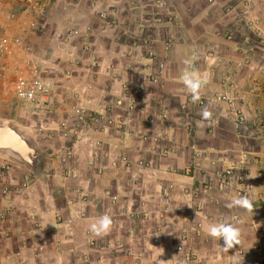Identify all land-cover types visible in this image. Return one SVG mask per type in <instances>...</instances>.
I'll use <instances>...</instances> for the list:
<instances>
[{
  "label": "crops",
  "instance_id": "0c3cea01",
  "mask_svg": "<svg viewBox=\"0 0 264 264\" xmlns=\"http://www.w3.org/2000/svg\"><path fill=\"white\" fill-rule=\"evenodd\" d=\"M67 1L71 3L68 12L53 22L57 37L52 42L72 54L71 58L84 52L83 44L90 46L91 51L83 53L87 59L84 83L75 78V87L86 93L84 107L101 111L125 97L123 87L131 78L126 81V73L134 72L136 82L150 73L148 56L128 55L120 28L124 22L137 26L134 18L141 14V4L159 0ZM165 1L172 17L161 25L172 27L170 33L175 37L167 72L158 85L139 90L134 117H121L123 109L114 108L118 128L102 135L90 131L92 140L105 141L103 149L91 146L92 152L90 147L67 141L64 151L59 147L53 150L47 164L43 160L50 153H41L43 178H51L41 181L38 178L42 176L32 173L23 193L4 195L6 183L0 180V213L5 214V219L0 218V264H140L89 245L92 237H124L127 230H133L143 241L139 246L148 251L143 264H157L158 258L178 262L176 246H184L194 255L191 264H227V257L235 252L243 264H264V109L258 90L264 81V49L250 40L254 29L264 32V0ZM16 4V0H0V27L8 25V31L20 27L19 19H9ZM128 12L130 19L125 18ZM61 27L69 29L64 38L58 37ZM226 32L233 33V39L228 40ZM194 52L199 56L196 68L210 77L197 103L180 80L183 61ZM200 102L214 113L213 123L201 125ZM240 109L248 123L238 133L234 117ZM8 121L19 128L15 118ZM62 154H71L72 160L60 162ZM243 156L249 169L243 183L251 186L248 196L254 203L253 213L225 207L238 192H223L218 187L219 175ZM2 160L0 157V164ZM129 161L148 162L151 169L137 164L128 167ZM24 172L16 166L14 174ZM170 184L172 205L163 224H158L162 208L156 197L161 187ZM107 191L117 200L107 196ZM142 204L151 211L146 224L134 214ZM104 214L112 217V229L95 236L89 225ZM236 218L242 222L241 244L222 254L218 244L223 241L210 238L207 227ZM88 253L87 262L81 263Z\"/></svg>",
  "mask_w": 264,
  "mask_h": 264
},
{
  "label": "rangeland",
  "instance_id": "374dc122",
  "mask_svg": "<svg viewBox=\"0 0 264 264\" xmlns=\"http://www.w3.org/2000/svg\"><path fill=\"white\" fill-rule=\"evenodd\" d=\"M18 5L16 4L14 12L10 13L9 19L17 20L20 27L19 29H14L13 31H8V25L6 27H0V42L2 39L7 38L10 43L11 40L13 42L16 41V39L19 40V43H16L15 45H12V48L14 50L13 54L8 57L0 56V122L8 121L9 118L13 117L16 120H18L19 128H21L22 132L26 137L30 139V141L33 143V145L38 149L40 153H50L47 157L44 158L45 164L51 163V159L53 156V150L57 147L61 148L62 151H64L67 147L65 142L69 141L72 142V144L80 145L83 147H90V150L93 152V148L91 146L95 147L97 149H103L105 145V141L103 139H99V141L93 140L94 143L92 145V141H86L85 136L90 138V131L93 130V125L90 121H87L85 123H82L80 126L81 130L84 132V136L82 139L75 140L72 138H64L63 132L66 130H72L73 133L75 132L76 128L78 127V117L76 114L77 109H83L87 116H95L98 115L100 112H105L110 116H116L117 113L115 110L117 108L123 109L122 113H119V115L125 116L128 115L130 111L133 112V106L135 105L132 103H129V99H124L120 97L117 98L114 103H112L111 107H107L106 109H102L101 111L93 112L90 109H87L83 106L82 103L86 102V93L84 89H82L80 92L78 91L77 83L75 82V78H77L82 84L84 83L85 76L83 74V70L85 67V60L86 55L83 53L85 52V45H82V52L81 55H78L74 58H71L72 54H69L67 50L62 49L60 50V46L53 41V37H57V32L53 34L54 28H52L53 22L60 18V15H64L68 12L69 6H71L70 1H63L62 3L60 0H45L44 2V11L41 14L40 12H37L29 7L27 0H16ZM65 2V3H64ZM144 3V2H143ZM168 4V3H167ZM142 6V12L141 14L135 15V22L139 23L137 26L132 27L133 25L128 24V22H124V25L120 28L122 29V32L124 34L125 39L124 40V46L125 49H127L128 55L131 56L134 53H140L139 56H148V53L154 52L156 56V60L158 59H166L167 62V51H166V45L165 43L168 42V38L172 36L170 33L172 30V27L165 28L161 24H163L166 20L159 21V23H155L153 21L151 25H153L151 28H149L148 24L145 22L150 19H154V11L147 12L148 9H152L153 3H144L141 4ZM165 15V13H163ZM162 14V18H163ZM249 12L245 13L244 17H248ZM131 13L128 12V17H125L127 19H130ZM161 18V19H162ZM165 19V18H163ZM133 20V21H134ZM122 22V21H121ZM16 24V23H15ZM57 28V27H55ZM17 30V32H16ZM167 31V32H165ZM69 32V29L67 27H61L60 35L58 37L64 38L66 34ZM245 32V36H247V32ZM261 29H254V32H252V36L250 37L251 42L256 45L259 44V47L264 49V45L261 44L264 43V32ZM230 36L232 38H230ZM225 37L228 40L233 39V33H227L225 34ZM66 46H69L68 43H64ZM63 44V45H64ZM62 45V47H63ZM171 47V46H170ZM171 48L169 49V51ZM254 48L249 46V51L254 52ZM77 52V51H75ZM167 55V58L165 57ZM92 62L95 63V60L92 59ZM155 61H151V70L150 73H152L154 70H156ZM157 64V63H156ZM4 67H6L4 69ZM37 68L40 71L43 72L44 76L51 80L54 84V91L50 97V101L45 104V106L41 105L40 103H23L16 99V97L13 95L12 92V86L13 84L18 80V78L22 77L24 75L25 71H28L31 68ZM168 64H166V70L167 72ZM23 73V74H22ZM134 72H132L133 74ZM130 73H126L127 79L126 81L132 76ZM134 75V74H133ZM160 83V82H159ZM152 84V85H158ZM126 85V84H125ZM76 86V87H75ZM84 86V85H83ZM148 86L145 85L141 90ZM125 89V87H123ZM260 94V93H259ZM127 95V91L125 89L124 96ZM97 99L100 98V92H98ZM97 100V101H98ZM124 100V101H123ZM99 103V101H98ZM137 104V103H136ZM200 108H204L205 103H198ZM114 105V106H113ZM113 106V107H112ZM135 107V106H134ZM137 107V105H136ZM136 111L138 110L137 108ZM115 108V110H114ZM186 108V107H184ZM244 114L246 116V122L248 123L247 115L240 109L237 111L235 119L237 118V114L240 113ZM92 115H91V114ZM136 113V112H135ZM134 113L132 115H128L129 118L134 117ZM117 117V116H116ZM115 118V117H114ZM235 119H234V128L236 131L242 132V130L245 128L243 126L242 128L238 129L235 126ZM117 121H113L112 124L106 129V131H102L97 135H102L104 133H109V131L113 128H118L117 125H119V119H115ZM169 124V123H168ZM23 125V126H22ZM22 126V127H21ZM111 133V131H110ZM191 137V136H190ZM95 152V151H94ZM63 155V154H62ZM0 157H2V161L5 159L11 160L19 169L24 170L25 172L23 174L17 175L14 174L16 167H14L12 170L9 171V173L5 176H0V180L3 181V183H6V186L3 185V193L4 195H9L10 192L15 194L23 193V191L27 190L29 185L25 188H23L21 182V178L26 173L28 175V181L31 180L33 177L32 172L25 167L24 165L20 164L19 162L11 159L7 155L0 153ZM62 159H61V158ZM61 159L60 162L62 163H68L67 161H63L64 158H68L70 161L72 160L71 154H66L63 156H60ZM245 160V162H244ZM8 161V160H6ZM243 164L237 167H240L239 169L242 171L244 168V164L248 166V162L246 163V157L243 156L242 158ZM148 165L149 163L146 162ZM237 163V161L233 164V166L225 171H223L219 178L222 176L223 173L226 171L232 169L234 165ZM136 165V166H143L140 164V162L136 161V163H132L131 161L128 162V167L130 165ZM143 168H149L150 166H144ZM244 169H248L244 168ZM240 170L234 171L233 176L235 177L233 180V188L229 191H237V186L241 183V179L243 181L244 178H237L239 176ZM249 170V169H248ZM151 171V170H150ZM74 172V171H72ZM75 173V172H74ZM50 176L52 175L51 172H49ZM48 174V176H49ZM152 171L150 175H152ZM237 174V175H236ZM74 176V175H73ZM76 176V175H75ZM13 179H15L16 183L13 184ZM51 177L46 178H38L41 181H47L50 180ZM237 178V179H236ZM23 181L25 178H22ZM221 179V178H220ZM26 180V179H25ZM27 181V182H28ZM8 182V183H7ZM26 182V183H27ZM246 184V183H245ZM221 183L219 184L220 188ZM206 191L210 190V187L205 188ZM138 191V190H137ZM238 192V191H237ZM137 193V192H136ZM107 196H112V199L115 200V196L112 195L110 191H107ZM142 196V192L138 191L137 197ZM156 199L160 202L161 208L158 212L157 220L158 224H163L164 222V215L165 212L168 211L170 206L172 205L171 200L173 199V185H165L160 188L159 193L156 197ZM117 200V199H116ZM144 205L142 204V209L138 210L136 209L134 211V214L139 216L143 223H147L151 211H148L144 209ZM131 221V220H129ZM160 228V227H159ZM158 228V229H159ZM161 230V229H159ZM126 235H114L112 237L108 238H91L89 245H92V242L95 243V246L105 247V244L109 242L112 243L111 245H116L118 238L119 243H122L125 245L126 250L129 248H133L135 251L134 256H129L125 252H117V248L108 247L106 249H103V252H107L110 254L115 255H122L123 257H127L130 259L135 260L136 263L143 264L148 259V251L146 248H143V246H139V242L142 241L141 239H138L136 237V233L133 230H127ZM143 243V241H142ZM178 247V246H176ZM91 255V253H88L84 255V257L81 258L80 262L84 263L87 262L88 256ZM176 264V263H174Z\"/></svg>",
  "mask_w": 264,
  "mask_h": 264
},
{
  "label": "built area",
  "instance_id": "2783aa9c",
  "mask_svg": "<svg viewBox=\"0 0 264 264\" xmlns=\"http://www.w3.org/2000/svg\"><path fill=\"white\" fill-rule=\"evenodd\" d=\"M29 7L32 8L33 10L40 12L41 14L44 11V2L45 0H27ZM168 4L166 3L165 0H159L156 3H153L152 9H148L147 12L149 13L150 11H154V19H150L147 20L145 23L148 24L149 28H151L153 25L152 22L155 21V23H159V21H163L166 20L168 21L171 17L172 14L169 10H167ZM231 10H227V13H230ZM165 13V15L163 14ZM162 14H163V19L162 18ZM162 18V19H161ZM168 19V20H167ZM230 38H232L230 36ZM175 40V37L170 36L168 38V42L165 43L166 45V51H167V55L169 53V49L172 47L173 41ZM12 43H10V41L7 38H4L1 40L0 42V56L3 57H10L14 50L12 48V45H15L16 43H19V40L16 39L15 42H13L11 40ZM171 46V47H170ZM85 52H90V46L89 45H85L84 47ZM167 55L165 56L167 58ZM156 54L154 52H150L148 53V58L150 59V61H155L154 65L156 70H154L152 73H147L146 75H143L141 78H139V81H135L134 75L132 74V76H130V80L126 82L125 85V89L127 91V95L124 97V99H129V103L134 104L135 103V107L136 105L138 106L139 104V98H140V94H139V90L140 88H142L145 85H149V84H157L161 81V79L164 77L165 74V68H166V59H158L156 60ZM157 63V64H156ZM5 65H3L4 67ZM6 67H4L5 69ZM264 71V69H263ZM23 74V73H22ZM259 93L261 95V97L263 98V109H264V81L262 83V85L260 86V88H258ZM54 91V84L52 83L51 80L47 79L43 72L40 71L39 69H37L36 67L33 69H29L28 71L24 72V75L20 78H18V80L13 84L12 86V92L13 95L16 97L17 100H19L20 102L23 103H40L41 105L45 106L46 103H48L50 101V97L52 95ZM24 93V98H21V93ZM31 93V99H28V94ZM124 101V100H123ZM137 103V104H136ZM133 106V112L130 111L128 115H132L133 113L135 114L136 109L134 110ZM137 108V107H136ZM76 114L78 117V127L76 128L75 132L73 133V129L72 130H66L63 132V137L65 138H72V139H82V137L84 136V132L81 130L82 123H85L87 121H90L91 124L93 125V133H95L96 135L99 134L100 132H102L103 130L106 131V129L112 124L113 121H117L115 119H117V117L114 115L113 117L108 115L105 112H100L98 115L95 116H87V113L83 110V109H77L76 110ZM91 114V113H90ZM92 115V114H91ZM115 117V118H114ZM246 116L244 114L238 113L237 114V118L235 119V126L236 128L240 129L243 126L246 125ZM91 131V132H92ZM85 140L86 141H93L91 138H88L85 136ZM8 160V161H6ZM245 162V160H244ZM14 164L11 160L9 159H5L1 164H0V176H5L9 173L10 170H12L14 167H16V165H12ZM140 164L143 166H147V163L140 161ZM243 164V161L241 160L239 163L235 164L234 167L228 171H226L225 173L222 174L221 178V185H220V190H222L223 192L226 191H230L233 188V180H234V172L233 170L236 172L238 170H240V166ZM244 168H247L246 165L244 164ZM239 172V176L238 178H245L246 176H249V170L248 169H244ZM264 172V170L262 171ZM24 182L25 184H22L23 188H25L27 186V181H28V175L25 173L23 176ZM13 184L16 183L15 179H13ZM239 186V188H238ZM237 186V191H238V195H249L248 193L251 191V186H249L248 184L243 183L242 179H241V183ZM116 200V198H114ZM4 213H0V218L3 220L5 219ZM112 241H108V243L105 244L106 248L108 247H113L114 246L117 248V250L119 249V251L117 252H125L127 255L129 256H134V249L131 247L128 250H126L125 245L122 243H119L118 238L116 239L117 244L116 245H111L113 242ZM92 246H95V243L92 242ZM98 247V244H97ZM101 248V247H100ZM105 247H102V249H106ZM176 254L179 256V260L178 262H176V264H191L194 261V255H192L190 252H188L184 246H178L176 247Z\"/></svg>",
  "mask_w": 264,
  "mask_h": 264
},
{
  "label": "clouds",
  "instance_id": "9594fccd",
  "mask_svg": "<svg viewBox=\"0 0 264 264\" xmlns=\"http://www.w3.org/2000/svg\"><path fill=\"white\" fill-rule=\"evenodd\" d=\"M199 56L193 53L189 58L183 61L184 68L180 80L186 88L187 92L191 95L192 102L197 103L201 99L202 90L209 84L210 77L207 73L201 74L199 69L196 68L195 63L198 61ZM24 93H21V98H24ZM28 99H31V93L28 94ZM201 125L205 123L211 124L214 122V113L205 106L200 112ZM189 207H192L190 204ZM229 209H242L247 213L254 212L253 200L248 195H238L232 197L225 205ZM242 222L239 218L235 220H224L218 223L209 224L207 227V235L216 240L223 241V244H218L219 251L222 254H228L230 250L234 249L237 245L241 244ZM113 226V219L111 216L104 214L98 217L93 223L89 225V231L95 236L108 234ZM164 250L160 252L163 255ZM159 256V257H160ZM157 264H171L170 260H157ZM182 264V262H181ZM227 264H243V258L237 255V252L227 257Z\"/></svg>",
  "mask_w": 264,
  "mask_h": 264
},
{
  "label": "water",
  "instance_id": "95a60500",
  "mask_svg": "<svg viewBox=\"0 0 264 264\" xmlns=\"http://www.w3.org/2000/svg\"><path fill=\"white\" fill-rule=\"evenodd\" d=\"M0 153L27 167L32 173L44 176L43 155L24 133L9 121L0 122Z\"/></svg>",
  "mask_w": 264,
  "mask_h": 264
}]
</instances>
